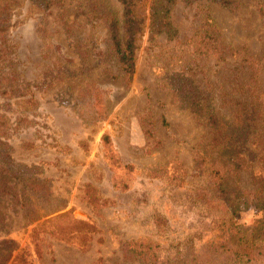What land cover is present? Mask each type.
Wrapping results in <instances>:
<instances>
[{
  "label": "rangeland",
  "instance_id": "1",
  "mask_svg": "<svg viewBox=\"0 0 264 264\" xmlns=\"http://www.w3.org/2000/svg\"><path fill=\"white\" fill-rule=\"evenodd\" d=\"M150 1L131 0L138 30L126 75L105 19V9L120 15L118 0H0V142L14 163L39 169L63 210L95 229L82 245L32 232L35 222L4 196L0 264H138L126 251L134 241L155 244L154 264H170L220 235L198 164V151L214 155V133L177 100L173 80H194L203 109L227 116L234 101L251 99L264 112V0H175L172 37L149 29ZM263 117L251 132L264 134ZM244 154L237 185L264 187V156L252 145ZM263 211L231 218L248 235Z\"/></svg>",
  "mask_w": 264,
  "mask_h": 264
},
{
  "label": "trees",
  "instance_id": "2",
  "mask_svg": "<svg viewBox=\"0 0 264 264\" xmlns=\"http://www.w3.org/2000/svg\"><path fill=\"white\" fill-rule=\"evenodd\" d=\"M32 1L48 6L60 0ZM91 1L95 6L104 3V0ZM118 2L121 5L120 15L105 9L109 30L108 46L123 73L129 75L133 72L134 40L138 23L135 21L134 4L131 0ZM174 3L175 0L150 1L148 19L151 31L166 37L175 35V29L169 20V12ZM206 24L207 28L202 30L204 35L210 41L215 40L214 31L208 30H214L213 25ZM177 78L173 80L174 96L193 112L201 114L214 133V155L198 151V164L204 167L203 171L212 187V197L204 199L213 209L211 229L218 227L220 235L211 237L198 249L176 258L170 264H264V211L259 218L253 220L248 235H244L231 218L242 208L260 209L264 205L263 183L245 190L237 185L236 178L237 170L246 159L244 152L247 145H252L261 157L264 156V134L259 131L251 132L258 114L264 112L257 109L251 99L246 103L234 101L233 105L236 106L227 116L214 111L212 107L205 106L203 109L204 96L194 80L184 74ZM260 120L264 123V117ZM101 139L105 145L108 144L105 134ZM3 145L5 143L0 142V199L7 196L24 209L28 219L35 222L32 232L34 229L36 232L40 230L60 240L82 245L95 229L85 221L75 219L70 210H63L64 203L52 195L49 181L40 176L39 169L32 164L14 163ZM155 247L151 242L134 241L127 243L126 251L138 264H154L157 259ZM20 261L21 264H29L23 258Z\"/></svg>",
  "mask_w": 264,
  "mask_h": 264
}]
</instances>
